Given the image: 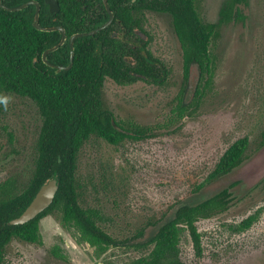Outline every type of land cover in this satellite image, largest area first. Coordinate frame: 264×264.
I'll return each instance as SVG.
<instances>
[{
  "label": "rangeland",
  "instance_id": "374dc122",
  "mask_svg": "<svg viewBox=\"0 0 264 264\" xmlns=\"http://www.w3.org/2000/svg\"><path fill=\"white\" fill-rule=\"evenodd\" d=\"M222 2L201 0V17L215 23ZM238 8L241 19L223 25L211 48L215 69L197 107L192 95L186 98L181 50L170 17L147 12V48L169 69L167 82L162 87L143 81L120 86L106 79L103 96L116 120L150 127L154 136L117 146L92 137L77 160L81 207L98 210L102 227L118 239L132 236L161 213L167 215L171 205L203 200L237 182L230 188L229 208L197 222L201 259L182 232L183 264H264V146L259 147L264 133V0H244ZM182 99L189 106L185 111L192 112L189 117L177 116ZM40 124L30 99L0 95V183H27ZM243 138L242 164L192 194L193 183L203 182L227 147ZM250 216L256 221L238 231ZM153 229L147 228L145 235ZM39 234L41 245L12 240L5 248L6 264H130L145 253L110 249L95 258L91 247L77 243L51 216L40 220ZM53 249L64 259L53 256Z\"/></svg>",
  "mask_w": 264,
  "mask_h": 264
},
{
  "label": "trees",
  "instance_id": "16d2710c",
  "mask_svg": "<svg viewBox=\"0 0 264 264\" xmlns=\"http://www.w3.org/2000/svg\"><path fill=\"white\" fill-rule=\"evenodd\" d=\"M201 0H107L113 21L94 36L78 38L74 42L73 64L69 71L55 74L41 60L42 52L57 44L60 34L35 30L26 11L7 12L0 8V95L15 94L30 99L36 106L41 124L34 144L33 171L27 183L17 187L13 182L0 183V264H6L5 248L12 240L41 245L39 222L51 216L79 244L93 249L100 258L110 249L145 250L130 264H183L180 242L185 231L196 259L203 256L201 235L197 222L225 212L233 201L230 184L215 196L171 205L168 214L147 220L130 237L118 239L101 224L102 215L96 209L83 208L79 203L80 186L76 180L77 160L86 142L92 137L117 146L125 140L143 141L154 136L150 127L123 123L115 119L105 104L104 81L109 79L120 86L136 81L162 85L167 72L164 64L148 50L149 35L143 26L145 14L168 15L172 30L182 50L185 77L191 66L206 74L200 94L193 104L197 107L203 92L209 88L215 69L212 49L219 38L220 28L241 19L238 5L244 0H223L215 23L206 22L200 15ZM58 18L66 38L89 32L101 26L108 15L100 0H57ZM6 7L18 3L2 2ZM40 17L41 26L53 25ZM45 18V21H42ZM143 34L146 37H140ZM47 60L57 66L69 63L67 40ZM157 76L153 78V70ZM189 107V106H188ZM185 105L178 114L190 116ZM247 139L231 144L216 162L203 182L193 183L192 194L204 185L228 175L245 159ZM264 146V133L259 147ZM55 179L58 190L52 203L34 219L22 225H10L34 198L39 188ZM154 216V215H153ZM250 216L242 221L238 231L247 230L254 223ZM154 228L145 235L147 228ZM55 257L64 259L57 249Z\"/></svg>",
  "mask_w": 264,
  "mask_h": 264
},
{
  "label": "water",
  "instance_id": "95a60500",
  "mask_svg": "<svg viewBox=\"0 0 264 264\" xmlns=\"http://www.w3.org/2000/svg\"><path fill=\"white\" fill-rule=\"evenodd\" d=\"M100 1L102 2L104 9L108 15L107 21H105L101 26L97 27L96 29H93L89 32L73 34L68 39L66 38L65 31H64L63 27H61V26H55V27H50V28H44L43 26L42 27L40 26L39 22L37 21L38 20V5L36 3L29 2L26 4H22L21 6L12 7V8L6 7L0 3V8L7 11V12H18L22 8L27 7L29 4H34L36 6V12H35V15L33 17L32 22H31V26L35 30H38V31H43V32L58 31L60 33L61 36H60V40L58 41V43L53 45L52 47L45 49L41 55V60H42L43 64L45 66H48L49 68L53 69L54 73L57 75L61 72H66V71H69L71 69L72 64H73V57H74V42L76 39L82 38V37L94 36L97 33L106 29L111 24V21H113L114 17H113V14L109 8L107 0H100ZM45 3L49 6V12L50 13H57L59 11V5L56 1L45 0ZM139 34L141 35L142 39H145V36L143 34H141V33H139ZM66 40L68 42V47H69V63L65 67L51 64L47 60L48 54L56 51L59 47H61L65 43ZM228 186H226V187H228ZM226 187H224V188H226ZM223 189H221V190H223ZM57 190H58V184H57V181L55 179H51V180L47 181L45 184H43L39 188V190L36 192L34 198L31 200V202L26 207V209L22 212V214L18 218L11 220L9 222V224L10 225H22V224L27 223L30 220L34 219L38 214L43 212L52 203V201L54 199V195L56 194ZM221 190L217 191L215 194H217ZM215 194H213V195L215 196ZM213 195H211V196H213ZM211 196H209V197H211ZM206 198H208V197H206Z\"/></svg>",
  "mask_w": 264,
  "mask_h": 264
},
{
  "label": "flooded vegetation",
  "instance_id": "af4514ba",
  "mask_svg": "<svg viewBox=\"0 0 264 264\" xmlns=\"http://www.w3.org/2000/svg\"><path fill=\"white\" fill-rule=\"evenodd\" d=\"M3 1L4 2H8V3H18L17 6H21L22 4H26V3H29V2L36 3L38 5V20L37 21L39 22V24H40V21H39L40 17H42V14H43V17H45L46 16V11H47L48 12V17H46V20L49 21V22H53V25L43 26V27L44 28H50V27H55V26H61L59 24V22H58V18L52 16L54 14H58L59 11L57 13H50L49 12V6L45 3V0H0V3L3 4L2 3ZM54 1L57 2V0H54ZM9 8H12V7H9ZM23 10L26 11V14H27V16L29 15L28 16L29 18L31 17L30 18L31 20H29L30 24H31V22L33 20V17L35 15V12H36V6L34 4H29L27 7L22 8L19 11H23ZM42 19H43L42 21H45V18H42ZM53 32L59 33L58 31H53ZM145 40H146V37H145ZM180 50H181V48H180ZM154 58H156V57H154ZM181 59H182V66H184L183 58H182V50H181ZM182 66H181V68H182ZM164 67H165V65H164ZM188 68H189V72H188L187 77H185L184 68H182L183 79L186 81V84H187L186 87H185L186 88L185 91L187 92L186 93V98L192 95L193 99H195L197 94H200L199 92H201V89H202V87L204 85V82H205V79L207 78L206 77L207 75L206 74H202L201 71L197 67H195V65L191 66V67H188ZM165 69H166L167 75H166V78L163 80L162 85H157L155 83H150L151 85L161 86V87L165 85V83L167 82V78L169 77V69L167 67H165ZM156 76H157V72H156V69L154 68V70H153V78H155ZM181 103H182V106L183 105L187 106L183 102V99L179 102V104H181Z\"/></svg>",
  "mask_w": 264,
  "mask_h": 264
}]
</instances>
